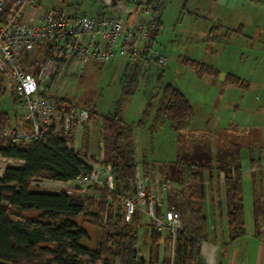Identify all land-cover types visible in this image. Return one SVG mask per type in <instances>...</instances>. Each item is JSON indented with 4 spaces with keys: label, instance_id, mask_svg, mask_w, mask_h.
I'll use <instances>...</instances> for the list:
<instances>
[{
    "label": "rangeland",
    "instance_id": "374dc122",
    "mask_svg": "<svg viewBox=\"0 0 264 264\" xmlns=\"http://www.w3.org/2000/svg\"><path fill=\"white\" fill-rule=\"evenodd\" d=\"M48 1L47 7L58 8L65 15H70L67 7H72L71 12L77 15L93 14L89 9L90 0ZM194 2L195 0H169L165 10L163 9V27L152 48L162 53L165 61L162 65L156 64L153 59L146 62L139 61L141 74L137 83L131 87L129 95L125 93L121 84L124 66L131 61L125 57L116 58L107 67L102 68L91 61L82 66L74 61H68L63 66L53 94L65 95L76 106L93 109L99 114L112 112L116 103H120L122 117L130 127L139 168L141 169L140 162L145 160L150 172L158 171L161 177L163 171L171 172L170 175L180 173L187 157H194L198 160L201 172L207 171L211 164L221 166L232 162L241 165L242 170H246L249 162L253 160L249 168L254 173L255 185H261L257 192L262 198L259 202L263 207L264 87H259L258 84L257 86L252 85L249 81L254 80L253 83H256L264 78V37L258 38L256 35L247 41L248 44H245V40H238L233 36L228 40L223 38L220 36L221 30L219 33L217 31L213 33H218L219 39L216 36L214 41L201 38L199 31L204 24L202 19L195 21V18H200L202 14L194 10L196 8ZM76 4L78 7L74 9ZM261 32H264V27ZM243 43L244 46H242ZM36 53H26L22 59V66L27 72L33 74L44 63V55ZM192 62L210 66L221 77L234 73L240 77L241 82L247 79L248 86L220 87L217 83L220 77L214 80L213 76L199 75L197 66L192 65ZM166 84L176 86L188 98L193 107L194 116L183 128L174 130L167 120H163L155 125L153 131H150L149 126L153 121L150 117L142 118V112L149 101L153 103V110L156 108ZM10 85L9 81L0 78V107L9 113L13 120L18 118L24 110L20 107ZM140 120L144 122L141 126L138 124ZM79 128L82 130L80 136L77 137L76 149L81 151L83 160L88 164L98 162L105 166L109 165V172L113 178L111 164L104 163V157L108 158L112 155L110 151L112 142L107 141L111 133L102 134L93 116ZM84 153L87 157H84ZM257 160L263 164H257ZM171 177L170 182L174 183ZM208 179L205 176L203 199L206 206L210 207L209 200L214 197L215 206H217L216 202L223 191V179L221 178L222 182H216L214 179L212 184ZM33 183L44 191H65L80 197L92 196L96 200L100 197L103 188L108 189L92 183L84 192H81L83 188H80L74 181L58 184L43 178ZM112 186L114 189V182ZM182 186L179 196L174 199L179 200L178 205L184 203L187 206L188 185ZM250 187V178L245 173L243 182L245 204L249 203V200L251 202ZM172 198L168 192H165L163 206H170ZM113 210L118 215L123 213L122 195L114 202ZM219 210L216 209L218 212ZM179 214L182 226L187 217L183 216V213L179 212ZM29 215L32 216V214ZM147 219L150 220L146 214H140V226L137 231L138 255L146 260L159 251V245L156 247L151 244L152 229L145 226ZM84 226L90 235L85 245L94 248L95 229L88 223ZM144 233L145 238H143ZM163 259L165 258L162 257ZM169 263L167 260L164 264ZM96 264H101V261H97Z\"/></svg>",
    "mask_w": 264,
    "mask_h": 264
},
{
    "label": "trees",
    "instance_id": "16d2710c",
    "mask_svg": "<svg viewBox=\"0 0 264 264\" xmlns=\"http://www.w3.org/2000/svg\"><path fill=\"white\" fill-rule=\"evenodd\" d=\"M115 1L113 0L111 6L115 5ZM154 1L155 6L151 14L156 27L151 31L143 52L136 59H130L131 61L124 66L121 84L127 95L131 93V87L137 83L141 74L139 61L146 62L151 59L149 54L155 41L156 28L159 26L161 3L160 0L146 1V4ZM11 3L12 0H6L3 16L8 14ZM106 8L102 6L95 15H105L102 9ZM46 49L47 44L43 43L36 45L29 53L38 52L43 56ZM65 63L66 61L62 60L59 65ZM93 64L102 68L99 63ZM191 64L197 66L199 75L217 76L218 74L213 68L202 63ZM224 78L225 82L242 86L238 77L231 73L226 74ZM49 98L59 110L76 105L65 95L53 94ZM88 111V119L92 116L95 118L102 134L111 133L107 141L112 142L110 150L112 155L108 158L104 157V163L111 164L115 188L112 190L103 188L100 197L96 200L92 196L80 197L65 191H44L33 183L41 178L68 183L75 181L84 171L89 170V166L83 161L81 151L65 145L66 140L74 136L73 132L67 138L46 134L41 140L17 144L9 140L0 141V155L22 161L17 165H7L3 175L0 176V264H96L97 261H101V264L165 263L158 261V251L147 260L138 255L137 231L140 226L141 211L137 210L130 222H125L123 213L118 215L113 210L114 202L121 195L123 199L134 194L135 168L139 164L135 156L130 127L122 117L120 103L117 102L113 111L107 114L95 113L93 109ZM141 116L152 119L150 131H153L155 125L163 120H167L171 128L177 130L190 123L194 110L188 98L176 86L166 84L156 108L153 110V103L147 102ZM10 119L9 113L0 107V128L9 124ZM143 123L140 120L138 124L141 126ZM84 157H87V154ZM140 164L144 174L150 171L145 160ZM182 166L183 170L180 173L170 175L171 172H162L164 180L172 176L173 185L177 188L175 193L170 194L173 197L170 201L171 205L187 217L177 231L175 255L171 264H203L200 244L207 233L206 204L203 199L205 176L212 184L214 179L218 182L220 171L224 174L223 191L216 202L217 206L214 197H211L209 202L212 213L216 209L225 210L227 231L234 238L245 233L242 168L241 165L233 162L221 166L211 164L207 171L201 172V166L194 157H187ZM182 185H188L187 206L184 203L178 205L179 200L174 199L179 196ZM252 185L253 212L258 219L262 211V203L259 202L256 194L254 177ZM79 218L80 222H78ZM85 223L95 229L94 248L85 245L90 239ZM256 223L258 229V220ZM159 240L160 233L154 229L151 244L158 247Z\"/></svg>",
    "mask_w": 264,
    "mask_h": 264
},
{
    "label": "built area",
    "instance_id": "2783aa9c",
    "mask_svg": "<svg viewBox=\"0 0 264 264\" xmlns=\"http://www.w3.org/2000/svg\"><path fill=\"white\" fill-rule=\"evenodd\" d=\"M6 0H0V78L9 81L20 107L21 115L0 128V141L15 144L41 140L46 134L67 138L88 119L86 107L72 106L59 110L53 100V90L58 85L63 66L60 61H74L81 66L89 61L107 67L116 58L136 59L149 41L156 27L148 24L127 25L121 18L105 15H65L52 7H46L37 15V0H12L8 14L3 16ZM155 1L146 4L144 12L151 13ZM47 44L44 63L36 73H29L21 64L25 52L36 45ZM156 64L162 65L165 57L157 50L150 51ZM77 137L67 139L68 148L77 147ZM84 161V160H83ZM0 155V176L9 164L21 163ZM75 179L83 188L92 183L113 189L109 165L98 162L88 164ZM177 188L158 171L144 174L136 165L134 194L123 198V220L130 222L138 210L146 214L152 225L165 230L169 240L170 264L175 255L177 231L181 227V216L173 205L163 206L164 193H175Z\"/></svg>",
    "mask_w": 264,
    "mask_h": 264
},
{
    "label": "crops",
    "instance_id": "0c3cea01",
    "mask_svg": "<svg viewBox=\"0 0 264 264\" xmlns=\"http://www.w3.org/2000/svg\"><path fill=\"white\" fill-rule=\"evenodd\" d=\"M146 1L147 0H116L114 2L115 5L111 6L113 0H90L89 9H91L93 14H96L102 6H106L107 8L102 9V12L116 18H121L127 25H146L153 21L152 14L144 12L143 10L146 6ZM48 2V0H37V15L42 14L48 5ZM168 2L169 0H160L161 9L159 14V26L156 28V33L154 35L155 39L158 37L163 27L164 10ZM194 6L196 7L194 10H197L202 14L200 18H195V21L202 19L204 24L199 31V36L201 38L204 37L205 39H209V41H214L216 39L215 36L218 39L222 36L227 40L233 36L238 40H245V44H248L247 41H249L250 38L256 37V35H258V38L264 37V32H261L264 27V0H195ZM77 7L78 4H76L74 9H77ZM67 8L70 15H75V12H71L73 9L72 7ZM54 9L62 12V10H59L58 8ZM191 12L193 11L191 10ZM193 13L190 14L192 15ZM221 30L222 33H220V36H217ZM214 31H217L218 33L213 34ZM245 44L243 43L242 46ZM231 74L235 75L234 73ZM213 77L214 80H216V77H220V80L217 82L220 87L235 86L232 83L225 82V78L219 76V74ZM238 79L240 80V77H238ZM249 82H252V85L257 86L258 84L259 87H264V78L258 80L256 83H253L254 80ZM249 82L247 79H244L242 82L240 80L243 87L248 86ZM81 130L82 129L80 128L77 129L73 132V135L79 137ZM250 163L251 162H249V165ZM256 163H259V165L263 164L260 160H257ZM249 165L248 169L241 171L242 183L244 182L245 173L248 174L251 182V202L249 200V203L245 204L243 198L245 210V233L241 236L232 238L227 231L225 210L222 209L219 210V212L215 211L212 213L211 207L206 206L207 233L205 239L200 244V257L203 264H264V206L261 207L262 211L259 213L258 219H256L253 212L252 193V182L253 177L255 179V176L253 171H251V168H249ZM262 174L263 173L261 172V176ZM218 177L219 182H222V179L224 182V174L222 171L219 172ZM167 180L170 181V179ZM55 182L58 184H65L62 182ZM257 186L256 192L258 188H261V185ZM256 194L259 201H261L262 198L259 196V193L257 192ZM139 213L141 214L142 212ZM147 220L145 226L151 228L153 232L156 228L152 225L150 220ZM256 220H258V229L255 226V224H257ZM158 232L160 233V240L158 242V261L166 262L168 260L170 262L169 240L166 231L160 230ZM145 237L146 234L144 233L143 238ZM162 257L165 259L162 260Z\"/></svg>",
    "mask_w": 264,
    "mask_h": 264
}]
</instances>
